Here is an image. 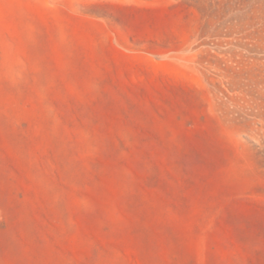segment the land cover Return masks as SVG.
<instances>
[{
  "label": "rangeland",
  "instance_id": "1",
  "mask_svg": "<svg viewBox=\"0 0 264 264\" xmlns=\"http://www.w3.org/2000/svg\"><path fill=\"white\" fill-rule=\"evenodd\" d=\"M0 264H264V0H0Z\"/></svg>",
  "mask_w": 264,
  "mask_h": 264
}]
</instances>
